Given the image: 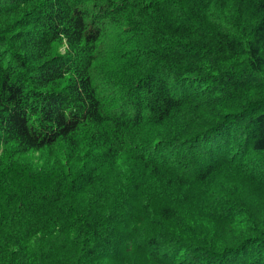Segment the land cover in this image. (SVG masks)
Returning a JSON list of instances; mask_svg holds the SVG:
<instances>
[{
	"label": "trees",
	"instance_id": "16d2710c",
	"mask_svg": "<svg viewBox=\"0 0 264 264\" xmlns=\"http://www.w3.org/2000/svg\"><path fill=\"white\" fill-rule=\"evenodd\" d=\"M0 264H264V0H0Z\"/></svg>",
	"mask_w": 264,
	"mask_h": 264
},
{
	"label": "rangeland",
	"instance_id": "374dc122",
	"mask_svg": "<svg viewBox=\"0 0 264 264\" xmlns=\"http://www.w3.org/2000/svg\"><path fill=\"white\" fill-rule=\"evenodd\" d=\"M104 45H105V44H102V46H101L102 49H104V48L106 47V46L104 47Z\"/></svg>",
	"mask_w": 264,
	"mask_h": 264
}]
</instances>
